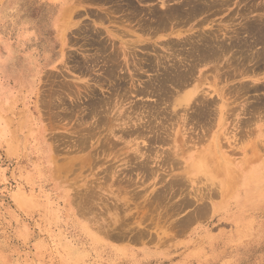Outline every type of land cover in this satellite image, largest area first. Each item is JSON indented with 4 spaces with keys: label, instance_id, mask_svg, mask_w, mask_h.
Segmentation results:
<instances>
[{
    "label": "rangeland",
    "instance_id": "1",
    "mask_svg": "<svg viewBox=\"0 0 264 264\" xmlns=\"http://www.w3.org/2000/svg\"><path fill=\"white\" fill-rule=\"evenodd\" d=\"M107 1L0 0V264H264V148H253L259 122L247 128L251 134L246 138H240L241 133L237 134L232 127L239 115L240 119H244L241 108L247 103H257L262 95L260 91L243 94L237 87L241 84L252 85L253 78L264 75V58L262 62L259 60L262 65L257 61L247 62L241 67L244 71L251 69L248 71L250 75L234 76L227 82H224L226 73L233 70L234 67L230 65L239 61V54L235 56L233 50L234 58L229 53L218 62L215 61L220 67V76H225L222 77V84L216 82L218 87L221 84L222 91L228 89V93L232 92L230 95L225 92V99L228 101L230 96L237 93L227 102L229 110L225 113L224 126L217 124L215 105L208 108L214 111H208L213 114L209 113L207 117L206 124L208 118L212 120L209 126L203 123V128L198 127L200 132L197 128L192 130L190 138L187 139L183 132L176 133L180 126H175L171 141L167 145H159L165 151L164 154L150 160V167L154 170L158 168L159 171L145 181V176H134V171L131 172L134 160L128 164L118 162L115 155L121 153V146H116V150L111 147L109 154L107 151L102 153L98 148L104 142L102 135L107 130L106 126L98 131L94 129L91 133H95V137H90L81 145V130L85 129L88 133L86 129L90 126L89 122L94 121L95 124V118L82 121L80 116L90 89H97V98L111 96L113 101L127 92L123 105L129 111L132 104L141 107L143 121H146L151 108L155 107L152 105L155 104V98L136 96L133 91L153 81L156 73L140 71V80L133 77V81L128 80L126 75L125 90L116 91L113 87V91H110L111 84L108 82H101L103 85L99 88L100 85L92 79H101L104 65L100 62L96 64L97 67H93L85 62L95 53V49L88 46V39H91L92 34L93 40H107L105 31L109 29L112 31L109 38L116 40V36L120 37L128 45L129 52L137 53L139 57L147 56L151 61L162 57L160 60L163 62L165 59L167 65L179 61L178 56L175 58L169 50L173 43L176 50L187 48L175 44L178 39L169 32L170 29L159 32L149 25L147 19L151 21V17L144 14L151 9H159L160 0H127L130 2L129 7L125 3L122 5L121 0ZM252 3L264 8V0H252ZM110 4L116 9H111ZM117 4L122 7L118 6L120 9H117ZM135 8L140 16L135 14ZM62 10L66 16L69 15L68 25L58 29L55 19ZM262 10L260 7L258 13L264 16ZM91 12L95 15L99 12L101 16H94ZM258 13H253V16ZM222 19L226 22L228 17ZM214 20L203 28L209 29L212 25L210 29H214L219 18ZM137 21L143 22L139 23L140 28ZM125 25L127 27L123 28ZM80 26H84V32ZM119 27L124 29L127 36ZM187 28L189 26L178 27L174 31L182 30L188 37L198 30L188 31ZM93 29L95 32L98 30L99 34L94 33ZM60 30L64 31L62 38L58 33ZM85 32L90 38L82 34ZM113 40L110 41L113 43L108 44L116 46L114 51L118 52L119 42ZM171 41L174 42L170 44ZM256 48L254 50H258ZM109 50H112L111 46ZM231 54L232 63L229 60ZM80 63L92 68L90 73L93 75L79 73ZM246 66L253 69H246ZM198 67L199 71H196L189 88L194 84L195 77L205 72L203 76L206 84L203 88L209 92V87H214V84H209L213 82L215 69H212V64ZM241 68L238 70L243 71ZM205 69L211 70L207 73ZM238 70L230 74L235 71L238 73ZM262 83L264 80L254 82L258 85ZM85 86L87 92L82 88ZM241 92L243 95H240ZM209 94L208 99L218 98L214 93ZM44 104L47 108H44ZM230 110H235L232 111L234 116ZM238 112L240 114L236 116ZM138 114L136 111L132 117ZM258 115H264V111ZM261 129H264V125ZM175 135L185 140L186 144L182 147L184 151L170 157L166 150L171 152ZM213 142L221 145L218 154L229 155L228 160L233 159V163L226 165L225 162L223 165L208 162L212 155L207 152ZM143 145L140 144L141 147ZM101 146L106 148L104 144ZM235 147H238L236 153H230ZM167 154L168 158L178 160H167ZM159 160H166L168 164L170 162L171 170L166 167L165 161L160 163ZM113 161H116L115 164ZM171 161L176 164L172 165ZM162 164L163 169L160 167ZM117 168L122 174L117 173ZM123 168L130 171L129 175ZM174 181H178V187L182 181L181 188H177ZM165 183L174 184L175 187ZM166 186L170 187V191L165 192ZM83 194L88 198L83 201L85 206L80 204ZM93 196L98 197L96 202ZM182 201L184 205H181Z\"/></svg>",
    "mask_w": 264,
    "mask_h": 264
},
{
    "label": "bare ground",
    "instance_id": "2",
    "mask_svg": "<svg viewBox=\"0 0 264 264\" xmlns=\"http://www.w3.org/2000/svg\"><path fill=\"white\" fill-rule=\"evenodd\" d=\"M105 1H107V0H104V3H105ZM112 1H115V0H111V2ZM129 1L121 0L120 3H122V5H124L123 3H125V6L129 7L130 6ZM143 1H145V0H143ZM148 1H146V2H148ZM151 2H153V0ZM156 2H157V0H156ZM156 2H155V5H157ZM107 3H108V1H107ZM97 4L100 5V3H97ZM255 4L252 3V0H160V3H159L160 7H159V5H157L159 7V9H156V10L151 9V7L154 6V4H151L152 6L149 7L151 10L149 8L148 9L150 11L148 9H146V11L148 10L149 12H147V14H144V15H146V17L147 16L151 17V21H149L150 19H147L149 22V25L154 26L153 28L157 29L158 31L170 29L169 32L171 34L174 33L178 39V40L176 39L177 41H175V44L180 46L181 48L182 47L187 48L186 50H181V49L176 50L173 47L174 41H171L170 44H172V43L173 44L171 45V47H169V50L173 53L172 54L170 53V54L172 56H175V58L178 56L179 61L175 62L173 60L174 62H172L170 65H167L164 63V61H166L165 59L162 62L160 60L162 57L159 60H156L154 57L153 59H155V60L151 61L150 59L146 58L147 56L146 57L145 56L139 57V55L137 56L136 52H135L136 54H134L132 51H131L132 53L129 52L128 45H126V43L123 42L122 39L116 35H114V36H116L118 39L115 40V38H114V40L115 41L118 40L119 47H117V48L119 50H118V52H117V50L114 51V48L116 46H114L113 44H108L111 40H113V39L109 38V36L112 35V31L107 29L108 27L106 28L107 30L105 31V33L107 35V40L106 39L105 40H103V39L102 40L101 39L100 40H93L92 37L94 35L91 34L92 37H91V39H88V40H90L88 42V46L95 49V53L93 52L94 56L90 57L89 60H86V58H85V60H86L85 62L88 65H91L93 67L94 66L97 67L98 65H96V64L100 63V62L103 63V65H104L101 68V73H100V78H101L100 80L101 81L98 79L99 77L92 79L95 83L100 85V87L99 86H97V87L101 88V86L103 85L102 83L108 82L111 84L110 91H113V89L111 90V88H113V87L115 88V90L116 89L125 90V88H124L125 87L124 85L126 82L125 79L129 78L128 80L133 81V77H135V78L137 77L140 80V78H139L140 77V73H139L140 71H142V73L143 72H155L156 75H155V78L153 79V81L148 82L145 85L143 84L144 85L143 88L135 89L134 91L131 90V91H133V93H136L135 94L136 96L140 95L142 97H145V96L154 97L155 98V100H154L155 104H152V105H155V107L151 108L152 110H150V108H149L150 112H149L148 116L146 115L147 120L143 121L142 112H140L141 107L138 108L136 104L135 105L132 104V109H131V111H129L126 109L125 105H123L122 102L124 101L123 98L125 97V94L127 93L126 91H125L126 92L125 94H122L121 96H119L118 100L113 101L111 96L110 97L108 96V98H102V99H100L99 97L97 98V96L95 94V90H97V89L94 88L95 89L94 91L91 89L89 91L90 87H88V91H89L88 96L89 97L85 102L84 110L80 116V119L82 121H87V120L95 118V124H93L94 121L89 122L90 126L86 129L88 131V133L85 132V129L81 130L82 133H80V144L83 145L85 141L89 140L90 137H92L93 134H95V133H91L92 131L94 132V129H95V131L96 130L98 131V130H100V128L102 126H106L107 130H106L105 134L102 135L104 142L101 143L102 140L100 139L99 143H101V144H99V145L101 146L104 144V146L108 149L103 148L102 146H101L102 148H100V146L98 148L100 150H102V153H103V151L104 152L107 151V153H108V151H111V149H110L111 147L113 149H115L116 146H121V148H119L121 150V153L118 154L119 156L115 155L116 158L118 159V162L121 161L125 164H128V163H130V161L134 160V163H132L133 167H131L132 169L131 168H129V169H131V172L134 171L133 175L135 174L137 176L138 174H141L142 176H145V178H146L145 181H147L148 177L150 178V177L156 175L157 171H159L158 168H155L156 170H154L150 167V164L152 163L150 160L156 155H162V153L164 154L165 151H162L160 149V147L163 145H167L169 140L171 141V138H172L171 133H172V131L175 130V128H174L175 126H180V128H177L176 131H178V132H176V133H182L183 132L182 134H186L187 135L186 137L188 139V138H190L191 135H193L192 130H195L197 128L199 131L198 127L203 128V126H204L203 123L206 124V120H207V117L209 116V113L210 112L213 113L215 111V108L217 111V122H218L217 124H218V126H224L223 124L226 120L225 113L229 110L227 107L228 106L227 102L230 101V98H232L237 93H235L232 97L230 96L228 101H227V98L225 99V95L227 96V94H229L230 92L228 93L226 91V90H228V89H226L227 86L225 87L226 90H224V91H222V87H220V86H222L221 84L223 83L222 77H225V76H223V74H222V76H220V74H221L220 67L215 61L218 62L220 59H223L224 57H226V55H228L229 53L233 54V50H234L235 56L237 54H239V55H237L238 56L237 58H239V61L237 60V63L234 64V62H233V65H230V66L234 67L232 70V71H234V70H238L243 65L245 66V63H247V62H249V63L250 62H257L259 60L261 61V59L264 58V16H263V14L258 13L260 7L263 9L262 11H264V8L260 4H259L260 6L255 5ZM122 5L120 6L117 4V7L118 6L122 7ZM110 8L111 9L114 8V10L116 9V7H112V5L110 6ZM138 8L140 9V7H138ZM117 9H120V8L118 7ZM136 9L137 8H135V11H136ZM105 10H106V7H105ZM141 10H142V8H141ZM141 10H139L140 14H142ZM142 12H145V11H142ZM255 12L258 13L257 16H253V13H255ZM93 13L91 12V14H93ZM97 13L100 14L99 12H97ZM68 14H69V12H68ZM95 14L96 13H94L93 15L94 16H101V15H98V14L95 15ZM111 14H109V15H111ZM135 14L140 16L137 11L135 12ZM250 14L252 16H248ZM144 15L142 14L141 16H143V18H144L145 17ZM254 15H256V14H254ZM68 16L65 15L64 10H62L61 13H59L57 15V18L55 19V24L58 27V29H60V28L64 29L66 27V24L68 22L67 21ZM102 16H103V14H102ZM120 16L118 17V19L120 18ZM225 16L228 17L226 22L223 21V19H222V17L224 18ZM215 18L216 19L219 18L218 25H215L214 29H210V28H212V25H210L211 27H209V29H204L205 28L204 25H206V24L209 25V24L215 22V20H214ZM94 19H95V17H94ZM97 19H98V17H97ZM101 19L102 18L100 17V21H101ZM124 19H125V17H124ZM96 21H94V22H96ZM41 22L42 21H40L39 23H41ZM106 22H108V21H106ZM111 22H109V24ZM118 22H120V20H118ZM234 22H236V24H233ZM137 23H138V21H137ZM139 23L137 25L138 27H139ZM130 24H132V23H130ZM140 24H143V22H141ZM134 25L136 26V24H134ZM84 26H82V27L84 28ZM142 26H144V25H142ZM185 26H189V29L187 28L188 31H191L192 29H195V28H198V30L195 33L190 34V36H188V37H185L187 35H184L182 30H177V31L175 30L174 31V28L180 27V29H181L182 27L184 28ZM82 27L80 26V30L83 29ZM122 27L126 28L127 26L125 25V27L124 26H122ZM111 28H113V30H114V27H111ZM123 28H120L121 31ZM55 29H57V28H55ZM87 29H89V28L87 27ZM120 29H119V31H120ZM143 29H146V28H143ZM90 30H92V29H90ZM61 31L62 30H60L58 32L60 38L63 37L62 35L64 33V31H62V32ZM97 31L95 32V30H94V33L99 34V33H97ZM143 31L146 32L145 30H143ZM82 32H84V29ZM87 32H89V31H87ZM87 32L82 33V34H84V36H87V34H88ZM115 32L118 33V30H116ZM126 32L128 33V29ZM122 33H125L124 29H123ZM147 33H148V31H147ZM125 35L127 36L126 33H125ZM128 36H131V35L128 34ZM87 37L90 38L89 35ZM82 38H84V37H82ZM97 38H99V37H97ZM136 40H137V38H136ZM168 40H170V39H168ZM167 42H169V41H167ZM110 43H113V42H110ZM140 43H142V41H140ZM139 44H138V46H140ZM160 44L162 45V42ZM170 44H168V45L170 46ZM109 45L111 46L112 50L107 51V49L110 48ZM88 46H85V47L88 48ZM135 46H137V45H135ZM257 46H262V47H259V48H261V51H259L260 49ZM149 47H150V45H149ZM163 47H164V45H163ZM256 47L258 48V50H254ZM131 48H133V47H131ZM145 50H147V49H145ZM153 50L155 51V49H153ZM166 54H168V53H166ZM232 54L229 57L230 58L229 60L231 61V63H232V60H231ZM172 56H169V57L172 58ZM156 57H157V55H156ZM120 58H121V60H120ZM232 58H234V54H233ZM226 60H228V59H226ZM260 61H259V63H260ZM226 62H224L223 64H225ZM81 63H80V70H79L80 72L79 73H81L84 76L93 75L90 73L92 71V68L89 69L88 66H86L87 64L82 65ZM169 63H170V61H169ZM227 63H229V62H227ZM208 64L209 65L212 64V69H215V70H213L215 73V75H213L214 76L213 82L211 81L212 84H209V85L214 84V87H209V89H210L209 92L214 93L215 96L218 97V98H216L217 101H216V99H212V98L208 99L207 98L209 92H208V90L204 91V88H203L206 84L205 78L203 76V74L205 73L204 71H203L204 73L201 74V76L199 75V77H195L194 84L189 88V86L192 84L191 82H192V79H194V75L196 74V71L197 72L199 71L197 69V68H199L198 66L204 67ZM260 64L262 65L263 63H260ZM254 66H255V64H254ZM250 67L251 66H248V67L246 66V69L250 68ZM209 70H211V69H208V70L205 69V71L207 73ZM250 70L249 69L247 71L238 70L237 71L238 73H235L236 72L235 71L233 74H230V72H232L230 70L229 73H226V77H225L224 82H227L226 80H228L231 77H234V76L237 77L238 75H241V74H243V75L249 74L250 75V73H249ZM239 71H241V73H239ZM254 71H256V69ZM251 73H252V71H251ZM97 75H99V74H97ZM126 75H128L127 78H126ZM28 78H29V75H28ZM206 78L208 79V76ZM210 80H212V79H210ZM261 80H264V75L261 78H256V79L253 78L252 79V85H247V84L238 85L237 89L239 88L238 90L242 91L243 94H247L251 91L252 92L253 91H255V92L260 91V92H262V95L259 98L257 103L254 102L253 104H249V105L247 103V106L244 105L245 107L243 106V108H241L242 111L240 110L241 111L240 113L244 116V119L239 118L241 115H239L240 113L238 112L236 114V116L239 115L238 120L236 122H234L233 126H232L233 128H235V131L237 134L241 133L240 138H242V136H245V138H246L251 134V132H250L251 130H247V128H249L250 126H252L256 122H259V125L257 126V131H255V133H256L255 135H256L257 140L253 144V148H255V149H256V147H260V149L264 148V146H263L264 145V129H261V126L264 125V115H258L262 111H264V83H262L261 85L254 84V82L261 81ZM217 81L221 83L219 87L217 85L218 83H216ZM123 82H124V84H123ZM64 84H67V83H64ZM80 84L82 85V83H80ZM82 88L85 89V91L87 92L86 86L82 87ZM120 90H119V92H120ZM225 92H227V94ZM242 92L240 95H243ZM121 93H122V91H121ZM123 93H124V91H123ZM112 94H113V92H112ZM112 94L110 93V95H112ZM230 94H232V92ZM90 95H91V97H90ZM127 95H129V94H127ZM212 97H214V96H212ZM241 97L242 96H240V98ZM117 98H118V96H117ZM236 99H239V98H235V100ZM125 100H126V98H125ZM233 102H235V101H233ZM233 102L228 103V104H233ZM64 104H66V101ZM59 105L61 106V104H59ZM59 105H57V106H59ZM214 105H215V107H213ZM45 106L46 105L44 104V108H47V106L46 107ZM210 106H212L214 108V111H212L213 109L212 110L208 109V108H211ZM50 109L52 110V107ZM114 109H115V112L113 111ZM233 109H236V108H233ZM209 110H210V112H208ZM136 111L139 112V114L136 115L135 117H132V115ZM232 111H235V110H232ZM232 111H231V113L234 116L235 113H233ZM116 112H119V113H116ZM212 113H210V114H212ZM232 114H230V116ZM210 117H211V115H210ZM208 120L209 121H207V122L211 123L212 120H210V118H208ZM90 123H92V124H90ZM93 125H95V127ZM207 126H209V124ZM96 128H99V129H96ZM206 129H204V130H206ZM252 135H253V132H252ZM93 137H95V135ZM175 138H176V140H175ZM138 140H141V142L138 143L137 142ZM93 144H95V143H93ZM140 144H142V145L144 144V145L141 147ZM185 144H186L185 140H180V139H178V136L175 135V137H173V144L170 148L171 152H169V149L166 150V152H168L169 156L173 155V154H177V153L180 154V152L184 151V150H182V147H184ZM255 144H258V145L256 146ZM159 145H161V146H159ZM225 147H227V146H225ZM94 148H97V146ZM236 148H238V147L232 148L230 153L235 154ZM219 149H221V145L219 144V142H217V143L213 142L212 146L209 148V151L207 152L208 154L212 155V156H210L211 159L209 160V157H208L206 159V161L209 160L208 161L209 163H213V162L222 163L223 165L225 162H226V165H228L229 162L233 163V159L228 160L229 155L218 154ZM255 149H254V151H255ZM146 152L148 154H146ZM227 153H229V152H227ZM168 154L166 155V159L168 158ZM179 154H177V155H179ZM97 156H99V155H97ZM92 157L94 158V155ZM170 157H172V156H170ZM158 158H160V156H158ZM168 159H173V158H168ZM176 159H173V160H176ZM110 160H111V158H110ZM164 161H165L164 164L167 165L166 167H168L169 170H171V167L169 165L170 162L168 164V162L166 160H159L160 163H162ZM91 162H93V160ZM115 162H114V164H115ZM159 162H158V164H160ZM171 162H173V161H171ZM96 163H98V162H96ZM174 163L176 164V162H173L172 165H175ZM164 164H162L160 166L161 169H163ZM94 165H95V163H94ZM111 165L108 166V169ZM153 166H154V164H153ZM125 167H128V165ZM175 167L176 166H174V168ZM172 168H173V166H172ZM166 169H164L163 172ZM122 170L126 171V173L129 175L130 171L128 169L126 170V168L125 169L123 168ZM113 172L115 173V171H113ZM117 173H119L118 168H117ZM126 173H125V176H126ZM111 174H113V173H111ZM120 174H122V173H119V175ZM158 175H159V173H158ZM229 175H231V174H229ZM142 176H140V177H142ZM127 177L130 178L129 176H127ZM140 177H139V180L141 179ZM143 179H142V182L144 181ZM228 179H229V177H228ZM233 179H235V178L233 177ZM130 180H132V179H130ZM175 181H174V184L176 183V187L179 188L180 185H182L181 184L182 181L180 182L179 187L177 185L178 181L177 182H175ZM114 183L117 184L118 182H114ZM138 183H140V182H138ZM167 184L170 186L173 185L175 187L174 184H170V183H167ZM94 185H96V184H94ZM174 187H172L173 190H174ZM183 187H185V186H183ZM167 188H168V186H166L165 192L170 191V189H169L170 187L168 188L169 190H167ZM163 193H164V191H163ZM83 195H82L83 197L80 198V204L85 206L83 201L85 200V198L87 196H85V194H83ZM161 195L163 196L164 194H161ZM93 197H94L93 201L96 202V199H98V197L97 196H93ZM86 199H88V198H86ZM183 202L184 201H182L181 205H184ZM185 202L187 203L186 200H185ZM185 206H187V204Z\"/></svg>",
    "mask_w": 264,
    "mask_h": 264
}]
</instances>
